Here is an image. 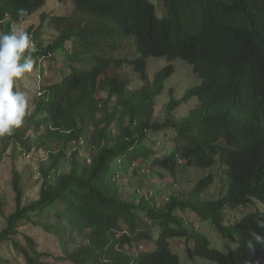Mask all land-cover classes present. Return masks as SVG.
Listing matches in <instances>:
<instances>
[{"label": "trees", "instance_id": "16d2710c", "mask_svg": "<svg viewBox=\"0 0 264 264\" xmlns=\"http://www.w3.org/2000/svg\"><path fill=\"white\" fill-rule=\"evenodd\" d=\"M66 1L74 5L75 18L53 17L58 36L47 46L40 40L47 15L26 30L34 69L60 53L69 57L63 66L68 72L41 85L33 113L12 135L0 137V162L10 147L25 155L47 150V160L39 162L36 200L22 204L21 176L13 173L16 207L5 216L0 201V245L12 244L24 264H181L171 240L183 239L186 256L205 264H264V247L251 252L245 246L250 230L261 231L257 220H264V0H57ZM44 6L45 0H0V20L9 16L0 26L8 33ZM125 39L138 54L127 63L143 84L136 91L118 74H107L122 67L113 52ZM150 58L181 59L201 80L181 99L170 100L163 122L153 118L155 98L174 67L166 65L150 80ZM193 98L197 107L171 118ZM113 123L116 131L109 129ZM31 128L35 140L27 133ZM167 131L174 137L165 145L157 135ZM62 159L67 165L60 167ZM181 168L206 175L185 194L173 191ZM153 169L166 173L160 177L172 194L157 196L136 186L138 198H125L119 182L129 172L127 180L146 181ZM255 201L260 210L226 223V212L256 207ZM52 217L63 221L62 256L39 252L31 237H24L26 246L15 241L21 223L51 234ZM207 223L225 240L237 238L236 248L212 247L199 232ZM73 235L82 241L70 251ZM145 242L152 248L140 251ZM0 264L14 262L0 255Z\"/></svg>", "mask_w": 264, "mask_h": 264}, {"label": "rangeland", "instance_id": "374dc122", "mask_svg": "<svg viewBox=\"0 0 264 264\" xmlns=\"http://www.w3.org/2000/svg\"><path fill=\"white\" fill-rule=\"evenodd\" d=\"M41 14L47 15V19L43 24L42 30L40 31V40L43 42V46L45 47L58 36V32L55 31V27L52 24V18L74 17L75 8L74 5L69 1L59 4L57 0H45L44 7L34 12L31 17H28L26 21L15 26L14 29L26 31L30 26L38 27L40 25ZM0 33H5L3 26H0ZM69 45L70 43L67 42L66 47L68 50L70 49V47H68ZM56 56L57 57L53 59L41 60L39 66L36 69L33 67L30 73L26 74L22 78L17 79V89L26 92L29 97L27 111L28 115L33 113L39 98L38 96L40 93L38 88L41 85L48 86L49 84L59 81L61 76L68 72V69L63 66L64 60L69 57L60 53ZM113 56H115V58L118 60H121L123 65L119 69H110V71L107 73L108 76L118 74V76L122 77L128 83L127 88L132 91L139 90L143 84L139 80L138 74L133 70V67L127 64L130 60L138 58V54H135L132 40H122L118 45L117 50L113 52ZM168 64H171L174 67V74L166 81L163 94L155 98L154 104L153 118L159 122H163L166 120V118H168L166 107L171 99H181L186 91L196 88L199 84V78L193 73L192 66L181 59H176L168 63L165 59L150 58L147 62V72L150 76V80H152L154 75ZM36 90L38 91L37 94ZM97 98L104 99L105 95L98 93ZM197 105V99H192L188 103H183L178 108L174 109L171 118L178 120L182 116H185L187 113H189L191 109L197 107ZM114 106V102L111 101L110 107ZM40 116H38V118ZM116 126L117 125L113 123L109 129L116 131ZM27 133L32 138V140H35L36 135L33 134L34 132L32 128ZM157 137L165 145L167 143L172 144L174 133L172 131H167L164 134L157 135ZM3 149V144H1L0 150L2 151ZM21 152V148L15 146V149L10 147L1 154L0 201L3 204L2 211L5 216L13 212L16 207L15 193L12 188V178L14 171H17L21 176L20 186L22 188V204H27L30 201H34L38 198L40 185L42 183L39 171V162L40 160H47L46 148L38 150L33 149L29 154L26 155ZM66 165L67 161H65V159H62L59 163L60 167ZM129 173L131 174V172ZM163 173L164 172L159 169L150 170L146 181H141L144 179L142 177H134L129 181L127 179L130 177V174H128V177L121 180L118 186L121 188L120 190L125 193V198L127 199L131 198V196L133 199L138 198L133 192L136 186H139V188L144 187L142 189L150 188V190L156 192L157 196L162 195L163 192V194H172L171 188L169 184H167V181L160 177V174ZM205 176V172L196 168H181L178 170L177 179L175 180L176 183L174 186L175 189L173 191L178 192L177 194H185L188 189L192 188L201 178ZM222 182L225 186V176L222 177ZM255 204L256 207L253 204H249L247 206L239 207L234 211L226 212V223H237L246 213L255 211L256 208H262V205H259L257 202H255ZM47 211L53 216L54 213L50 208H48ZM180 213L181 212H179V214ZM146 221L147 219H144L143 223L147 224L148 221ZM4 223V219L0 216V230L4 227ZM50 223L55 227L51 234L42 231L39 227H32L31 225L25 223L19 224L17 228L18 235L14 237L15 241H19L24 246H26L24 237H31L39 252H47L53 257L62 256L61 238L63 236V221L52 217ZM139 228H144V226L140 225ZM199 232L207 237L212 247H215L220 251L226 252L229 250H234L237 246V238L225 240L219 234L217 229L209 223L202 226ZM81 241L82 237L80 235L71 236L68 244L69 250H74L75 247L81 243ZM142 244L146 248V244L148 243L145 242ZM171 249L179 255L181 264L207 263L205 260L198 257L189 259L186 256V243L183 239L171 240ZM0 255L5 258H11L14 264H24L10 243L0 245Z\"/></svg>", "mask_w": 264, "mask_h": 264}, {"label": "clouds", "instance_id": "9594fccd", "mask_svg": "<svg viewBox=\"0 0 264 264\" xmlns=\"http://www.w3.org/2000/svg\"><path fill=\"white\" fill-rule=\"evenodd\" d=\"M19 14L24 15L25 10L20 9ZM30 47L31 39L26 31L13 29L0 33V137L12 135L27 115L29 97L26 92L15 90V82L33 69ZM200 83L201 80L198 86ZM256 224L261 231L250 230L245 242L251 252L258 245L264 247V220H257Z\"/></svg>", "mask_w": 264, "mask_h": 264}, {"label": "built area", "instance_id": "2783aa9c", "mask_svg": "<svg viewBox=\"0 0 264 264\" xmlns=\"http://www.w3.org/2000/svg\"><path fill=\"white\" fill-rule=\"evenodd\" d=\"M7 20H9V16H6V18L4 20H0V24H5ZM31 46H32V44H31ZM29 153H27V154H29ZM118 162H119V160H118ZM137 193L139 195H142V190L141 191H137ZM138 249L141 251V250H145L146 248L144 247L143 244H140L139 247H138Z\"/></svg>", "mask_w": 264, "mask_h": 264}, {"label": "crops", "instance_id": "0c3cea01", "mask_svg": "<svg viewBox=\"0 0 264 264\" xmlns=\"http://www.w3.org/2000/svg\"><path fill=\"white\" fill-rule=\"evenodd\" d=\"M147 245V249H151L152 247H151V245L148 243V244H146Z\"/></svg>", "mask_w": 264, "mask_h": 264}]
</instances>
